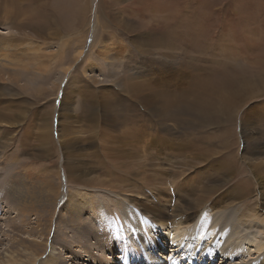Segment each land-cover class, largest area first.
<instances>
[{
    "label": "rangeland",
    "instance_id": "1",
    "mask_svg": "<svg viewBox=\"0 0 264 264\" xmlns=\"http://www.w3.org/2000/svg\"><path fill=\"white\" fill-rule=\"evenodd\" d=\"M7 1L9 0H0V36L7 37L14 33L19 35L14 37V40L11 36L12 40L24 39L23 43L31 44L26 45V54H36V59H28V63L25 60L20 63V66L25 67V71H21L19 77L16 75L19 71L18 67H11L16 70L14 75H10L11 77L0 74V126H3V129L5 125L7 127L4 133L0 129V140H9L11 145L3 152L0 151V165L1 167L5 166L6 169V176L0 184V193L10 190L11 182L22 179V173H15L18 171L16 168L18 163H28L33 169H36V182L33 179H22L26 183H21L20 186H25L23 196L27 197L24 198L26 200L23 207L14 210L12 206L14 203L9 202L7 206V200L1 203L3 212H0V218L2 219L0 220V227L5 228L7 237H4L3 232L0 231V241H2L0 243V255L3 252L5 253L7 248L12 251L16 249L15 245L13 246L14 232H10L4 226V221L6 220L8 227H10L11 222H15L16 226H19L20 221L23 220V226L16 227V230L22 231L20 238L27 237L28 232L31 230L30 226L34 227V225V242L43 240L50 233L49 237L52 239V245L57 247L54 252L59 263L62 261L63 264H75L69 257L71 252L68 249H71L72 252L77 250L76 254L79 255L78 264H109L108 261H110V264H118L124 257L131 260L133 255H138L137 257L143 259L145 264H153L150 262V258L139 255L140 251L136 249V245L145 244L143 239L137 237L138 233H134V228L132 230L125 229L126 234L124 235L121 232L123 224H136L139 218L149 220V217L169 222L171 221L169 212H171L172 204L175 202L174 199H179V204L198 207L197 203L201 198L206 201L205 207L197 212L198 217L195 216L192 219V224L200 216H204L208 204L211 203V208L214 211L204 216L206 220L204 222L208 224H204L203 228H208V230H205L202 239H200L203 244L209 241L208 248L205 249L203 244L201 245L205 253L209 252L210 254V257L207 258V261L211 260L209 264H249L263 258L264 248L259 252H255V245L259 241L262 242V245L264 244V229H246L244 224L241 223H237V227L233 229L228 218L230 220L234 216L237 219L238 211L233 208L230 209V207L224 210L222 200L232 205L233 203L237 204L238 201L242 202L244 199V202L250 206L259 205L258 208L261 214L264 213V204H259V202L256 204L255 202L261 198L259 199V195L258 198L255 196L253 187H251L252 192L243 199H234V192L229 191L233 189L232 184L234 182L244 177L241 170L245 172L247 170V155L251 153L252 142H256V145L259 143L260 151L264 157V79L259 81L260 77L254 75L258 70L259 63L264 59V0H103L104 10L97 12V20L95 19L96 8H94L97 3L90 0L89 10L86 13L89 20L88 24H90L88 27L86 26V40L81 49L82 43L78 40L79 37L76 36V33L70 34V25L65 20L59 19L61 15L55 19L54 25L50 29L51 25L44 34H39L34 27L32 28L36 24L35 20H40L39 9L30 8L32 12L29 9L24 10L25 7H30L27 6L26 2L21 1V8L17 5L16 0H10L9 2L12 1L13 7L19 11V13L12 14V17L14 16L12 18L6 14V9L9 8ZM42 2L49 4L50 10L48 13L54 16L59 13L55 12L57 3L72 2V0H42ZM91 5L92 7H90ZM129 20H134L142 25H136L137 28L141 27L138 33L150 31L152 38H161H159V41H157L158 39L152 41L148 35L147 40L142 39L141 36L133 35L131 29L128 35L122 34L120 32L122 29L119 28L120 25L116 23L130 22ZM16 22L20 26L13 27ZM208 22L210 23L208 24ZM107 26L115 31L116 35L117 33L119 35L108 36L107 34L106 36L105 27ZM119 29L121 30L119 31ZM106 37H108V40H105ZM92 45L94 46L93 49L91 48ZM8 46L9 42L5 48ZM100 46L114 47L109 50L108 53L110 54L117 53V51L120 53L121 50L125 49L127 55L122 57L117 55L118 58L111 61L107 58L111 55L103 53ZM144 49L150 51L148 53L149 59L158 60L155 63L152 61L153 66L149 65V70L151 68L153 70L150 71L148 77L143 75L144 72L136 69V66L142 61L140 54ZM80 50L81 54H77ZM257 53L261 57L260 59L256 56ZM77 55L79 56L78 60L73 62ZM252 58L254 61L251 60ZM9 59L11 60L8 57ZM40 60L43 63H37ZM163 60H166V62ZM224 62L225 64H223ZM5 63L2 57L4 66H6ZM217 64L234 69L233 74L241 73V75L246 76L252 88L254 77H256L255 81L258 87L253 88L256 97L252 98V91L249 89L247 97L243 99L246 103H241L242 100L239 101L237 103L238 112L235 114L226 110L231 99L222 98L216 93L208 94L204 98L200 95L198 98L193 93L195 89L205 91L204 88L209 84L207 81L208 75L213 71V66L215 67ZM219 72L218 68L214 71V73ZM134 75L141 77V79L136 78ZM142 77L147 78V90H141L140 95L143 98H148L151 108L158 112V116H151L153 125L148 132L151 136L159 128L165 131L164 143L167 149L163 150V156L167 158L163 161L162 168L157 165L155 167L151 166L150 171L146 173L151 177L147 185H144L143 178H139L143 171L138 170V163L131 166L133 175L130 176L129 180L119 185L131 188L143 183L145 187L143 194L151 202H155L153 204L159 213L155 215L146 213L143 207L150 208L152 204L144 201L143 196L137 194L136 189L135 192L133 191L134 194L133 192L123 194L127 200L131 199V202L124 203L125 208L123 207L121 212L114 206L109 195L105 196L101 193L91 192L95 195H93L95 208H101L106 214L100 220V215L93 214L89 210L90 207L85 206L78 214L82 215V218L87 222L80 229L74 231L71 224L64 220L68 217L64 214L63 203L68 202L66 198L70 199L67 191H77L80 187L75 182H67L65 178L71 174V171L66 170V167H69L70 163L77 165V160L82 159V163L85 165L78 162L77 166H81L82 170L83 167H87L93 172L85 178L100 177L103 167L106 169L113 162L119 166L120 163L131 161L123 155L127 152V146H122L123 143L120 141H112L113 139H110L109 136L119 134L118 129H123L122 119L126 122V127L129 128L128 118L134 113L129 108L133 106L137 109L136 105H139L137 101L141 98L132 87L135 83L144 80ZM56 85L58 86L55 87ZM144 85L145 83L141 85V88L145 87ZM65 93L67 94L66 102L64 105L62 104L63 109H66V105H69L68 108L74 106V112H77V116H75L72 123L66 120L67 115L63 116L62 120L58 116ZM180 101L181 105L178 106ZM201 101L208 102L209 108L206 110L201 109L199 106ZM254 106H257V108L253 109ZM92 107H95L94 110L98 114L97 127H90V123L87 121ZM144 107H139V110L143 112ZM195 107L200 108V110ZM109 108L116 111L114 115H104ZM251 109L253 111H250ZM162 111L163 113L165 111L166 117L169 116L172 122L166 118V125L158 123V118L163 117ZM116 120L117 122L119 120L120 123L116 124ZM243 121H247L245 131L256 139L254 141L250 140L251 142L248 145L244 142V136L242 138V134H240L243 131V125H241ZM69 127L72 129L71 132L75 130V135L80 136L77 137V143L79 144L72 143L73 146H70L64 142L63 138H59L61 136H59L57 130L64 131ZM220 127L221 129H219ZM222 131H226L228 136L224 139L229 142L223 151L219 143L221 140L217 138ZM43 132H47L45 145L41 142ZM189 139L192 140V146L184 151L182 142ZM95 152L98 154L97 157L94 156ZM196 153L208 156L206 165L196 164V168L184 167L185 163L189 164L194 161ZM77 155L83 156L79 158ZM73 156L74 159H72ZM96 159H99V161H96ZM222 160L226 161L230 172H233L232 175L235 176L232 182L228 180L225 184L219 183L224 177L219 175L217 170L215 171L217 163ZM196 163L198 162L196 161ZM208 164L212 166L211 169L206 168ZM114 167L112 166L113 170L116 169ZM244 167L246 168L242 169ZM123 169L130 170L128 167H123ZM239 169L240 171H238ZM128 170L126 171L129 172ZM135 171L136 174H134ZM172 172L178 178L174 185L168 179V175ZM255 172L264 174V166L257 167ZM15 174L16 178H13ZM56 174L62 178L61 182L54 176ZM115 176L117 175L115 174ZM42 177L45 178L44 181ZM216 177H220V180L217 179L219 180L218 183L215 181ZM37 179L41 180L38 181ZM182 179L188 183V186H178L182 184V181L180 182ZM7 180L10 181L7 182ZM202 180L203 182H201ZM209 180H213L219 185V189L217 188L216 192L211 191L210 195L206 194L210 187ZM185 188L191 191L195 190L193 192L196 195L190 198L186 195ZM89 193L88 190L86 194ZM103 193L107 192L104 191ZM54 194L59 196L58 200L61 204L56 203L54 205ZM184 195L185 198H183ZM222 195H224L223 198H221ZM3 198L6 199L5 196ZM244 207L245 205L241 206L242 209ZM218 209L220 210L217 211ZM71 212H76V210ZM130 212L133 216L132 222L126 220ZM113 215H117V218H119L114 221L117 228L116 237L111 233L112 229L107 227L108 224L112 223L111 216ZM225 216L227 217L223 219L222 217ZM82 218L80 219L83 220ZM201 223H197L195 227H201L199 225ZM118 224H120L119 229ZM28 225L30 226L28 227ZM93 228L100 230V233L97 234L93 231ZM154 228L157 231L165 229L158 226ZM233 230H238L240 236L249 234L248 240L242 244V252L234 257L231 256V253L225 255L228 250L225 247L236 243L237 232L235 233ZM98 235L112 236L110 243L109 240L106 241L110 244H107L108 247L110 246L109 249L113 248L112 251H108L106 248L102 254H98V249L95 246H90L91 240L97 242ZM129 235L131 238L130 243L135 249L128 247L127 251L125 250L126 246H123L125 242L122 238L127 236L126 243L130 245L128 243ZM155 236L163 240L166 238V235H162L161 232H154L153 237ZM24 239L30 242V238ZM164 241V244L168 247L164 252L167 253V259L169 260V256L173 253L171 249L176 244L172 241V236ZM193 241L196 243L198 241L197 237ZM86 243L89 246H86ZM112 244H115V246L113 247ZM218 244L224 245L223 249L221 248L218 251ZM80 247L85 248L86 251H83ZM42 251H44L42 246L40 250L33 247L23 255H36L35 264H40L43 260H40L38 253ZM89 252L93 254L90 259H88ZM150 252H152V249L149 250ZM178 252H181L182 255L187 254L193 260L202 258L201 255L196 257L193 253H187L184 249H179ZM120 254H122L123 259L121 257L117 261L116 257H119ZM45 255L51 256L47 252H45ZM163 258V260H166L165 255ZM111 260L114 263H111ZM202 264L206 263L202 261Z\"/></svg>",
    "mask_w": 264,
    "mask_h": 264
},
{
    "label": "bare ground",
    "instance_id": "2",
    "mask_svg": "<svg viewBox=\"0 0 264 264\" xmlns=\"http://www.w3.org/2000/svg\"><path fill=\"white\" fill-rule=\"evenodd\" d=\"M9 1H7V3H8L7 5L9 6V8L6 9V14H8V16L12 17V14L19 13V11L16 8L13 7V3H11L12 1L11 2H9ZM16 1L18 2L17 5L19 7H21V8H22L21 1L22 2H26L27 6H30V7L27 8V7H25V4H24V7H25L24 10L29 9V11H31L30 8L34 9V10H36V8L39 9V15L41 16L40 20L36 19L35 20L36 24L34 26H32V28L34 27V29L37 30L39 34H44L46 29L51 25L49 27V29H50L52 27V25H54L55 19L58 18L61 15L59 17V19L65 20L68 23V25H70V34L72 35V34L76 33L77 34L76 36L79 37L78 40L82 43L80 49L83 47L84 42L86 40V34H85L86 26L88 27L89 24H90V23L88 24L89 20L87 19V16H86L87 11L89 10L90 0H72V2H60V3H57L55 5V12H59V13L55 14L54 16L52 14L48 13V11L50 10L49 4L43 3L42 0H16ZM94 1H95V3H97L96 4L97 6L96 7L94 6V8H96L95 19L97 20L98 18L96 16V14H97V12H99L101 10H104V5H103V0H94ZM90 7H92V5ZM140 11H142V10H140ZM40 13H42V14H40ZM135 15H136V13H135ZM15 17H16V15H15ZM193 19H195V18H193ZM129 21L130 22L122 21L121 23H116L117 25H120L119 28H121L122 30L119 29V31L121 30L120 32H122V34L128 35V33H129L130 29H131V33L133 35L141 36L142 39L144 38V39L147 40L148 39V35H149V37H151L152 41L155 40V39H158L157 41H159V38H161V37L152 38V36L150 34V31L147 32V33H138V31H139V29L141 27L137 28L136 25H139V26H142V25H140L139 23H137L134 20L133 21L129 20ZM30 23H33V22H30ZM209 23L210 22H208V24ZM195 24H196V22H195ZM197 24L200 25L199 22H197ZM110 25H111V23H110ZM110 25H108V26H110ZM15 26L18 27V26H20V24H18L16 22L13 25V27H15ZM108 26L105 27L106 28L105 35L107 36V34H108V36H115L116 35L115 31H113L110 28H108ZM119 31H117V32H119ZM34 34H36V33H34ZM45 35H47V34H45ZM117 35H119V34L117 33ZM143 35H144V37H143ZM153 35H155V34H153ZM11 36L13 37V40H14V37H17L19 35L14 33V34L9 35L7 37H5V36L1 37L0 36V74L11 77L16 72V70L11 68V67H18L19 71H18V73H16V75L19 77V76H21V71L22 72L25 71V67L20 66V63H22L24 60L27 61V63H28V59L29 60L36 59V54L27 55L26 54V45L29 46L31 44L23 43L24 39L23 40L13 41ZM29 36H30V34H29ZM155 36H157V35H155ZM31 37H32V35H31ZM107 38L108 37H106L105 40H108ZM163 38H162V41L166 37L164 39ZM137 39H139V38H137ZM140 41H141V39H140ZM8 42H9V46L7 48H5V46H6V44ZM28 42H30V41H28ZM147 43H149V41H147ZM169 44H170V42H169ZM93 47L94 46L92 45L91 48L93 49ZM100 47H102V52L103 53H105L107 55H111V56H107V58H109L111 61H114V59L118 58L117 55H119L120 57H122L123 55H127L125 49L121 50L120 53H119V51H117V53L110 54V53H108L109 50L110 49L112 50L114 47H112V48H106V46H100ZM248 47H247V49H248ZM153 50H154V48H153ZM148 53H150V51L148 49H144L143 50V52L140 54V58L142 59V61H140V64L138 66H136V69L144 72L143 75L145 77H148L150 71L153 70V68H151L149 70V65L153 66V63H155V61H158L156 59L155 60L149 59V54ZM77 54H81V50ZM146 54H148V55H146ZM256 56L259 57V54L257 53ZM2 57L4 58V60L6 62L5 63L6 66H4L2 64ZM8 57L11 58V60L10 59L8 60ZM78 58H79V56L77 55L73 62H76L78 60ZM150 58H151V56H150ZM253 58L251 60H253ZM260 58L261 57H259V59ZM136 60H134V61L137 62ZM152 61H153V63H152ZM163 61L166 62V60H163ZM37 63L40 64V63H43V62L40 60ZM223 64H225V62ZM217 68L220 70V72L219 73H214V71ZM257 71L254 73V75L260 77L259 81H262V79H264V59L259 63V67H258ZM233 72H234V69H232L230 67L226 68L225 65H221V64L218 65L217 64V65H215V67L213 66V71L208 75L209 77L207 78V81L209 83V84H207V86H209V87L206 88L207 87L206 86L204 88L205 91L195 89L193 93L196 94V97H198V98H199L200 95H202L203 98H204L205 96H207L208 94H211V93H216V94L220 95L222 98H229V99H231V102H230V105L226 108V110L229 111V112H234V114H235L236 112H238L237 103L239 101H241V100H242L241 103H246V102L243 101V99H245L247 97V91L249 89L252 91V98L256 97L254 95V89L253 88L258 87V84L255 81L256 77H254L253 88H252V86L248 83V81H247L248 78H246V76L241 75V73L233 74ZM63 75H64V73H63ZM89 77H91V76H89ZM135 77L138 78V79H141V77H138L137 75ZM142 79H144V80H141L140 83L139 82L135 83V85H133V87H132L133 90L141 98L137 101L139 103V105H140V106L138 104L136 105L137 109L135 107H133V106H131L129 108L130 110H132L134 112L128 118L129 119V124H128L129 128L126 127L127 126V125H125L126 122H124V119H122L123 129L119 128L118 129V133L119 134H114V135H110L109 136L110 139L111 138L113 139L112 141L117 140V141H120V142L123 143L122 146H127L126 147V148H128L126 150L127 152H125L123 155L126 156L128 159H131V161L130 162H125L123 164L120 163L119 166H121V167L123 166L124 168L128 167L130 170L123 169V167L121 169V167L117 166L113 162V164H110L111 167H110V165H108V166L106 165L107 166L106 167L107 170L104 169V167H103V171L101 172L100 177L99 176H96V177L91 176L89 178H85V177H87L89 174H91L93 172H91V170L89 168H87V167H85V168L83 167V170H82L81 166H77L78 162H79V164L85 165L84 163H82V159H78L77 160V165H74L73 163H70L71 165L69 167L68 166L66 167V170H68V171L70 170L71 171V174L67 175V177L65 178V179H67V182H70V183L75 182L80 187V188L77 189V191H67V195L69 196L70 199L66 198V200H68V202L63 203L64 214L67 215V217H68V218H66L64 220H67L71 224V227H72V229L74 231H76L77 229H80V227L87 222V220H84L82 218V215L78 214L85 206H89L90 207L89 210H91L93 214L95 213L97 215H100V218H99L100 220H102L103 217L106 214V213L103 212V210H101V208H95V205L93 203L95 198H93L94 194H92V193H97V194L101 193L102 195H105V196L109 195L110 198H111V201L114 204V206L117 207L119 209V211L121 212L122 208L124 207L123 206L124 203H130L131 202V199L127 200V198H125V196L123 194H125L126 192H133V191L135 192V189H136L137 194L142 195L143 196L142 199L144 201L149 202V203L152 204V206L149 205L150 208H146L145 206L143 207V209L145 208L144 210L146 211V213H148L149 215H155V214L159 213L158 209L153 204L155 202H151V200H149L148 197L143 194V191H144V188H145L144 185H147L149 183L148 182L149 178L151 180V177L148 176V174H146V173H148L150 171L151 166L155 167V165H157L158 167L162 168L163 167V161L165 160V158H167L166 156H163V150L167 149L166 146H165V143H164V139H165L164 138V133H165V131H163V130H161L159 128V129L156 130L155 133H152L153 135H151V136H150V134L148 132L151 129V126L153 125L152 124V120L153 119L151 120V116H158V112L154 111L151 108V106H150L151 104L149 103L150 101H149L148 98H143V96L140 95L141 90L142 91L143 90H147V86H146L147 85L146 84L147 83V78H143L142 77ZM70 82H71V80H70ZM144 83H145V85H144L145 87L142 86L143 88H141V85L144 84ZM57 86L58 85H56L55 87H57ZM246 86H248V87H246ZM66 94L67 93H65V95L62 98L58 116H60L61 120H62L63 116L67 115L66 120H69L70 123H72L74 118H75V116H77V112L76 113L74 112V106L72 108H71V106H70V108H68L69 105H66V109H63L62 104L64 105V103L66 102ZM74 95H73V97H74ZM200 99H202V98H200ZM134 103H136V102H134ZM134 103H133V105H135ZM180 103H181V101L179 102L178 106L181 105ZM199 106L201 107V109H205V110L209 108L208 102H206V101H201L199 103ZM139 107L140 108L144 107L143 112L141 110H139ZM94 108L95 107H92L91 114H90V116L88 117V120H87L90 123V125H89L90 127H97V125H98L97 124V120H98V116L97 115L98 114H97V111L94 110ZM195 108L197 110H200V108H197V107H195ZM195 108H193V110H195ZM256 108H257V106H254L253 109H256ZM253 109H251L250 111H253ZM158 110H160V109H158ZM165 111H164V113L162 111L163 117L160 116L158 118L159 119L158 123L160 125H166V118L169 121L172 122V120H170L169 116L166 117ZM115 112L116 111H113V110H111L109 108V110L106 113H104V115L105 114H108L109 116L110 115H114ZM246 122H244V121L241 122V125H243L242 126L243 127V131H241L240 134H242V138L244 136V142L246 143V145H248L249 142L254 141L256 139L251 137L250 134H248L245 131V128H246L245 125L247 124ZM117 123H120L119 120H118V122L116 120V124ZM5 128H7L6 125L4 126V129H3V126H0V129H1V131L3 133L5 131ZM69 129H70V132H69ZM219 129H221V127ZM71 130L72 129L70 127L67 130H64V131H61L60 129H58L57 130L58 134H59V136H61L59 138H63L64 142H66L70 146H73L72 143L77 145V144H79V143H77V137H80V136L75 135V133H76L75 130L73 132H71ZM107 135H109V133H107ZM69 136H71V137H69ZM227 136L228 135L226 134V131H222V132H220L218 134L217 138H219L221 140V141H219V143L221 145L222 151H223V149H225V147H227V145L229 143L227 140L224 139V137H227ZM46 141H47V132H45V133L43 132L42 135H41V142L45 145ZM221 142H222V144H221ZM255 143L256 142H254V143L252 142L253 146H252V149L250 150L251 153H249L247 155L248 163H246V165H247L246 172L241 170V172L244 173V177L239 179L238 181L234 182V184H232L233 185V189H230L229 191H233L234 192V195H233L234 199H243V197L247 196L249 193L252 192V188L251 187H253V190L255 191V196L258 198V195H259V199L261 198L260 200L257 199L255 201L256 204H258V202H259V204H264V174H262V173L260 174V173H256L255 172L257 167H263L264 166L263 165L264 157H263V153H261V151H260L259 143L257 145ZM194 144H193V146H194ZM10 146L11 145H10L9 140H6V141L5 140H0V151L1 152L6 150L7 148H9ZM191 146H192V140H190V139L189 140H183L182 148H183L184 151L186 149H190L189 147H191ZM142 150H144L145 152H143ZM78 151H79V149H78ZM168 152H169V150H168ZM196 154L197 155H195V159L192 162L193 164L192 163H189V164L185 163L184 167L190 166L191 168H196V166L199 165V164H202L204 166L206 165V161H207L208 156H206V155H204L202 153H196ZM14 156H16V155H14ZM77 156L79 158H81L83 155H77ZM94 156L97 157L98 154L95 152ZM68 159H69V157H68ZM72 159H74V156L72 157ZM138 159H140V160L137 161ZM96 161H99V159L98 160L96 159ZM196 161L198 163H196ZM135 163L139 164V166H138L139 169L138 170L143 171L141 173L142 175L139 178H143L144 185H143V183H141L139 186H132L131 188H125L124 186L119 185L121 183H124L125 181H128L130 176L133 175V173L131 172V168H132L131 166L135 165ZM112 166L113 167L115 166L114 168H116V169L113 170ZM16 168H17L18 171H16L15 173L16 174L22 173L23 174L22 179H26V180L33 179L36 182V169H33V167L30 166L28 163H22V164L18 163L16 165ZM206 168L211 169L212 166H210L208 164ZM245 168L246 167H244L242 169H245ZM240 169L238 171H240ZM126 170H128L129 172H127ZM216 170L218 171L219 175H222V177H224V179H222L220 182H219L220 177H216L215 181L217 183L219 182V183H224L225 184L228 180L232 182V180L235 178V176L232 175L233 172L232 173L230 172V170L228 168V164L226 163L225 160H222V161L217 163V166L215 167V171ZM47 171H48V169H47ZM68 171H67V173H68ZM74 173H76V174H74ZM136 173L137 172L135 171L134 174H136ZM16 174L13 175V178H16ZM41 174H43V173H41ZM115 174L117 176H115ZM7 175H9V174H7ZM5 176H6L5 166L1 167V165H0V184H1V181L5 178ZM54 176L58 179L59 182H61L62 178L60 177V175L56 174ZM38 177H40V176H38ZM22 179L17 180V182H11L10 190L2 191V193H0V212H3L2 211V206L3 205H1V203H2V201H5V200H7L6 201L7 202L6 206H7V204L9 205V202L14 203V205H12L14 207V210H17V208H19L21 206L23 207L24 202L26 200V199L24 200V198L26 196H23V191L25 189V186H22V185L20 186V184L21 183H26V181L22 180ZM42 179H43V177H42ZM44 179H43V181H44ZM168 179L172 181L173 185L178 180L176 174L175 173L173 174V172H172V174L168 175ZM217 179H219V180H217ZM12 180H14V179H12ZM39 180H41V179H39ZM8 181H10V180H7V182ZM180 182L182 184H179L178 186H182V185H187L188 186V183L185 180L182 179V180H180ZM201 182H203V180ZM201 182H200V184H202ZM209 182H210V187H209V190H207L208 192L206 191V194L210 195V193H212L211 191H215L218 188L219 185H217L216 182H214L213 180H209ZM40 183H42V181H40ZM194 185H196V184H194ZM220 185H222V184H220ZM12 187H13V189H12ZM51 188L54 189L53 186H51ZM250 188H251V190H250ZM11 189H12V191H11ZM85 189L87 191L88 190L90 191V193L88 195L86 194L87 191ZM103 190L105 192H107V193H103L104 192ZM184 190H185L186 195L189 196L190 198H192V197H194L196 195V193L193 192L195 190L191 191V190H188L187 188H185ZM134 192H133V194H134ZM221 192H222V190H221ZM3 196H5L6 199H4ZM14 197H15V200H14ZM58 197L59 196H56V194H54V196H53L54 205L56 203L57 204H61V203H59ZM223 197H224V195L221 196V198H223ZM183 198H185V195H184ZM209 199H208V201H209ZM178 200L174 199L175 202L173 201L174 203L172 204V207H171V210H170L171 212H169V215L171 216V221L164 222L162 219L153 218V217H149L150 218L149 220H142V219L139 218L137 220L136 224H133V223L126 224L124 222L125 225L123 224V226L121 227V228H123L121 230V232H123L124 235H125L126 234V230H129V229L132 230L134 228L135 229V230H133L134 233H138L137 237L138 238L141 237L143 239L144 243H145V244L136 245V249L140 251L139 255H144L146 258H150V262L153 263V264H202V261H204L206 264H209L211 262V260L207 261V258L210 257V254H209V252L205 253V251L201 248V245L203 244L202 243L203 241H201L200 239H202V235L204 234L205 230H208V228H203L205 226L204 224H206V225L208 224V223L204 222V221H206L204 216H207L209 213L213 212L214 209L211 208V203H209L207 208H206V210H205L204 216H202V217L200 216L192 224V219L195 216H197V212L199 210H201V209H203L205 207V202L206 201L202 200L200 198V201L197 203L198 207H199L198 208V207H192L190 205H183L181 203L179 204ZM222 201H223L224 210L227 207H230V209L233 208L236 211H238L237 219L234 216L230 220L228 218V221L231 224L233 229H235L237 227V223L244 224L246 229H251V228L252 229L253 228H260V230L264 229V217L262 218L264 213L261 214V212H260V210L258 208L259 205L258 206H255V205L254 206L253 205L250 206L249 204L244 202L245 201L244 199H243L242 202L238 201L237 204L233 203L232 205L227 204L224 200H222ZM243 205H245V207L242 209L241 206H243ZM220 209H218L217 211H219ZM239 209H242V210H239ZM73 210H76V212H71ZM131 214L132 213L130 212L129 215H128L129 217L126 218V220L129 221V222L133 221V216H131ZM226 217L227 216L222 217V218L225 219ZM80 218H82L84 221L81 220ZM218 218H216V219H218ZM117 219H119V218H117V215L111 216L112 223L107 225L108 228L112 229L111 233L114 234L113 236H115L116 229H117L116 226L114 225V223H115L114 221H116ZM0 220H2V219L0 218ZM200 222H202L201 224H199L201 227L196 226L197 227V229H196L195 225H197V223H200ZM216 223H219V222H216ZM3 224H4L5 227L8 228V230H10V232H14V240H13L14 243H13V246L15 245L16 249H15V251H12L11 249L7 248V250H5V253L3 252L0 255V264H35L36 255L29 254L28 256H24L23 254L28 253L33 247H36L37 249L40 250L41 246L44 248V251L38 253V256L40 257V260H43V262L40 263V264H63L62 261L60 263L57 261L58 257L55 256L56 253L54 252L55 250H57V247H55V245H52V239H51V237H49L50 233L48 234V237L44 238L43 240L38 241V242H34L33 239H34V228H35V225H34V227L28 225V227L30 226L31 230L28 232V236L24 237V238H30V242H29L27 239L20 238V235H21L22 231L16 230V227L23 226V220L20 221V225L19 226H16L15 222H11V226L8 227L9 225H8L6 220L4 221ZM119 225L120 224H118V229H119ZM156 226L164 227L165 229L162 230V231H157V229L154 228ZM124 227H126V228H124ZM193 227H195V229H193ZM242 227H243V225H242ZM4 229H5L4 227L3 228L0 227V231L3 232L4 237H7V234L5 233ZM193 230H195V231L192 233ZM93 231L97 232V234L100 233V230H97L95 228H93ZM154 232H161L162 235L165 234L166 238L164 240H166V241L169 239L170 236H172V241L176 245L173 248L170 247V248H172L171 251L173 253H172V255L169 256L170 257L169 260L167 259L168 258L167 253L164 252V250H166L168 248L166 246V244H164L165 241L162 238H160V237L159 238L158 237L156 238V236L153 237L154 236ZM211 232H213V230H211ZM234 232L235 233L237 232L236 233V243H233L231 246L225 247L226 249H228L226 251L225 255H228L229 253H231V256H233V257L239 255L242 252V244H243L244 241L248 240V235H249L248 234V235L240 236L238 230H236ZM79 233H80V231H79ZM190 234H191V236H190ZM211 235H213V234H211ZM98 236H99V238H96L97 242L95 240H91V245L90 246H95L98 249V254H102V252L106 248L108 249V251H112L113 248L109 249L110 246L108 247V245H110L109 243H110V241L112 239V236H107V235H101V236L98 235ZM126 237L127 236H124L122 238L124 240V242H125V243H123V246H126L125 250L128 251V247H131V248L135 249V247L130 243V240H131L130 235H129L130 239H129V242H128V243H130V245H128L126 243ZM195 237H197V240H198L196 243H194L195 241H193ZM106 241H108L109 243H106ZM206 241H204V242H206ZM0 243H2V241H0ZM208 243H209V241L207 243L203 244V247L205 249L209 247ZM105 244H106V246H105ZM86 246H89V245L86 243ZM112 246L114 247L115 244H112ZM223 246L224 245L218 244V251L221 248L223 249ZM80 248H82V247H80ZM225 248H224V250H225ZM263 248H264V244L262 245L261 241L256 242L255 252H259ZM82 249H83V251H86L85 248H82ZM151 249H152V252L149 253V250H151ZM179 249H184L187 253H190V254L193 253L194 255H196V257H198V255H201L202 258L197 259V260L190 259V257L187 256V254L186 255H184V254L182 255L181 252H178ZM68 251L71 252V256H69L71 261H73V263H75V264H78V262H79L78 256L79 255L76 254L77 250L72 252L71 249H68ZM243 251L245 252V250H243ZM45 252H47L48 254H51V256L48 257V255H45ZM88 254H89L88 255L89 256L88 259H90L93 254L90 253V252ZM164 255H165V259L166 260H163L164 259L163 258ZM137 256L138 255H133V257H131V260H129L128 257H124V259H123L122 254H120V256L116 257V258L118 259L117 261H119V259L121 257H122L121 259H123L121 262L119 261L118 264H145V261L143 259L138 258ZM43 257H45V258H43ZM108 263L110 264V261H108ZM111 263H114V262L112 261ZM249 264H264V256H263V258H261L259 260H256L254 262H251Z\"/></svg>",
    "mask_w": 264,
    "mask_h": 264
}]
</instances>
